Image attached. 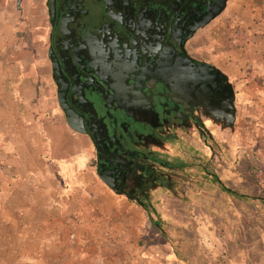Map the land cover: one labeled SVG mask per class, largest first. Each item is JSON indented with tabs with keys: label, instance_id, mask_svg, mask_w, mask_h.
Here are the masks:
<instances>
[{
	"label": "rangeland",
	"instance_id": "1",
	"mask_svg": "<svg viewBox=\"0 0 264 264\" xmlns=\"http://www.w3.org/2000/svg\"><path fill=\"white\" fill-rule=\"evenodd\" d=\"M77 23L69 25L67 40L74 41L77 48L90 46V36H99L98 28L111 21L109 8L104 0H79ZM218 18L213 25L218 24L221 30L205 35L190 46V56L199 60H208L211 40L226 43V29L229 31V48H239L250 41L264 37V0H218ZM89 12V14L86 13ZM220 11V12H219ZM115 26V25H114ZM51 28L48 0H0V61L6 60L4 69L10 73L5 79L7 94L0 88V154L5 150L14 156L19 154V142H25L24 150H33V142L39 143L43 153H51L50 145L39 128V125L49 124L52 120H67L72 126L84 127L83 118L72 111L67 96L54 77L51 53ZM118 29V28H117ZM121 31V29L119 28ZM122 32V31H121ZM118 34L113 31V35ZM61 31L58 32V37ZM82 39V41H81ZM59 42V41H58ZM69 51L72 64L76 55L85 54L84 50ZM199 52H198V51ZM59 52L63 53L62 47ZM88 57V56H87ZM106 57H109V55ZM78 66L79 71L88 75V71ZM103 67L96 70L102 72ZM107 72V71H106ZM105 72V73H106ZM101 74L102 77H105ZM108 76V75H107ZM110 84V83H109ZM113 92V90L111 89ZM110 94L111 105L113 103ZM158 116L157 129L165 133L186 132V128H173L172 122L164 125L168 115ZM164 114V115H165ZM99 129L106 135V129L99 123ZM169 129V130H168ZM99 137L104 135L98 134ZM185 141L208 155L217 158V154L206 141L199 136H181ZM208 137V136H207ZM81 145V140L74 139ZM92 140V139H91ZM32 145L29 146L28 142ZM85 142V141H84ZM152 151L174 154L176 149L153 136L141 137L138 143ZM108 151V150H107ZM109 153V152H107ZM99 157L94 143L90 146V165L98 167ZM101 164L105 183L114 186L117 194L129 196L121 202L117 216H112L111 209H99L92 201L85 209L77 208L71 203L75 193L65 194L55 185L56 177L43 178L38 184L48 186L49 191L38 193L32 197L37 203L50 199L58 202L67 212L60 214L61 222L54 226L60 228L64 235L62 247H54L35 255L20 256V264H175L172 247L159 235L152 226L150 215L143 204L149 192L155 195V201L162 200L157 207L164 219L183 221L187 218L184 206L178 201H168L163 196L160 187L146 173H160L163 167L146 161L141 157L114 155ZM234 167L248 180L254 182L259 192H264V161L251 160L240 164L234 160ZM0 162V180L7 176L10 181H16L18 175L5 172ZM27 186L34 188L35 179L26 176ZM46 183V184H45ZM39 189H43L40 185ZM127 187H133L127 191ZM142 189L141 192L137 189ZM33 192V190H32ZM43 196V199H42ZM143 199L141 200V198ZM131 198L137 200L135 205ZM35 200V201H34ZM230 208L225 213H210L204 206H192L193 219L198 241L206 252L212 264H264V212L241 211L234 201L229 200ZM67 208V209H66ZM220 211L221 208H220ZM123 212L127 216H123ZM43 216L41 211L31 213V216ZM69 220L67 222V218ZM63 220V222H62ZM33 230V229H32ZM50 238V237H49ZM154 243V244H153ZM52 249V247H51ZM17 258L15 256L9 259Z\"/></svg>",
	"mask_w": 264,
	"mask_h": 264
},
{
	"label": "crops",
	"instance_id": "2",
	"mask_svg": "<svg viewBox=\"0 0 264 264\" xmlns=\"http://www.w3.org/2000/svg\"><path fill=\"white\" fill-rule=\"evenodd\" d=\"M218 15L215 9L189 36L188 56L190 46L200 39L204 42L207 32L221 30L218 24L213 25ZM225 31V44L211 40L210 36L208 60L190 56L199 67L177 60L179 63L172 64L168 72L158 71L169 90L167 97L174 105L167 110L170 116L164 125L171 121L173 128H186V132L177 133L183 137L185 134L199 136L200 142L206 141L207 136L214 137L240 164L264 161V37L239 48H229V31ZM124 63L125 59L117 55V67ZM4 64L5 59L0 61V88L6 95L5 79L10 73L4 69ZM125 68H117V90H107L112 92L113 105L117 103V108H124L135 119L156 127L159 120L147 92L148 80L136 77L130 67ZM39 128L47 144L54 149L51 153H43L36 141L33 150L26 152V143L20 141L18 155L6 150L0 154L2 169L18 175L16 181H10L7 176L0 180V264H20V256L48 249L53 252L51 243L63 246V232L54 226L61 222L57 219L59 215L67 212L60 204V196L56 198L58 202L53 199L49 203L32 202L33 196L49 191L47 185L38 184L43 178L56 177L58 189L65 194L75 193L71 203L81 210L91 201L101 210H106L108 204L112 216L116 217L117 210L122 208L121 202L129 200L128 195L117 194L114 186L105 183L97 166L90 165L93 140L87 132L73 127L67 120L41 123ZM75 138L82 141L81 145L75 143ZM27 144L32 145L30 141ZM26 176L35 179L33 189L32 183L27 186ZM133 201L131 198L130 202ZM38 211L44 215L31 216ZM122 215L127 216L124 212ZM13 256L17 258L10 260Z\"/></svg>",
	"mask_w": 264,
	"mask_h": 264
},
{
	"label": "flooded vegetation",
	"instance_id": "3",
	"mask_svg": "<svg viewBox=\"0 0 264 264\" xmlns=\"http://www.w3.org/2000/svg\"><path fill=\"white\" fill-rule=\"evenodd\" d=\"M77 1L79 0H48L52 24L53 73L59 87L63 89L62 92L67 96L71 110L83 118V130L93 140L98 153V169L101 167L99 171L104 172L101 164L106 162L102 163V159L106 161L111 156L120 155L117 147L113 149L118 144V138L108 134L107 130L104 135L103 130L98 128L99 123L105 129L106 126L103 119L97 117L94 102L89 100V96L98 95L105 102V107L117 108V103L111 105L107 90H117V68L123 70L128 66L136 77L148 80L147 92L152 103L154 95L164 98L159 102L163 109L162 115L155 111L164 119L165 112L174 105L171 98L167 97L169 90L158 71L168 72L172 64L179 63L177 60L181 64L184 62L185 65L200 66L196 61L190 62L186 59L189 55L186 41L216 9L218 0H104L109 10L112 9L108 14L111 21L98 28L99 36L92 35L88 38L92 40L90 46L79 48L74 45V41L67 40L69 25L77 23L78 15L81 14L80 11H75L79 6ZM86 13L89 14L88 11ZM59 30L61 34L57 38ZM113 31L118 34L113 35ZM59 47H62L63 53L59 52ZM71 48L74 52H88V57L81 55V52L80 55L77 54L74 63L84 67L88 75H84L78 66L74 67L70 63ZM117 55L125 59L122 67H117ZM98 66L103 67L102 72L96 70ZM104 73L105 77H102L101 74ZM127 74H130L129 71ZM153 109L155 110L154 104ZM99 133L104 136L99 137Z\"/></svg>",
	"mask_w": 264,
	"mask_h": 264
},
{
	"label": "trees",
	"instance_id": "4",
	"mask_svg": "<svg viewBox=\"0 0 264 264\" xmlns=\"http://www.w3.org/2000/svg\"><path fill=\"white\" fill-rule=\"evenodd\" d=\"M89 100L94 102L97 117L103 119L107 133L118 138L113 149L117 147L120 155H134L163 167L160 173L146 174L152 175L166 200L178 201L185 207L186 219L169 221L157 207L162 200L155 201L156 197L151 192L147 198L140 197L152 226L172 247L175 264H212L199 244L196 225L191 218L192 206H204L212 214L225 213L230 208L228 201L232 200L241 211L264 212V192H259L256 184L234 167L230 153L214 137H207V144L213 148L217 158L191 145L174 131L163 134L149 122L135 119L122 108L105 107V102L98 95L89 96ZM161 100H164L162 96H153L155 111L160 115L163 113L159 105ZM146 136L169 144L176 152L152 151L138 144L141 137ZM101 162L106 161L102 159ZM131 189L133 187H127V191ZM141 190L137 189L138 192Z\"/></svg>",
	"mask_w": 264,
	"mask_h": 264
},
{
	"label": "water",
	"instance_id": "5",
	"mask_svg": "<svg viewBox=\"0 0 264 264\" xmlns=\"http://www.w3.org/2000/svg\"><path fill=\"white\" fill-rule=\"evenodd\" d=\"M186 59L190 62H193V59L190 56H186Z\"/></svg>",
	"mask_w": 264,
	"mask_h": 264
}]
</instances>
